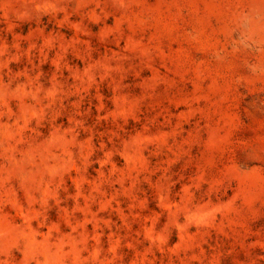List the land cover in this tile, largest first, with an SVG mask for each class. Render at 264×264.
Listing matches in <instances>:
<instances>
[{
  "label": "rangeland",
  "instance_id": "374dc122",
  "mask_svg": "<svg viewBox=\"0 0 264 264\" xmlns=\"http://www.w3.org/2000/svg\"><path fill=\"white\" fill-rule=\"evenodd\" d=\"M0 264H264V0H0Z\"/></svg>",
  "mask_w": 264,
  "mask_h": 264
}]
</instances>
